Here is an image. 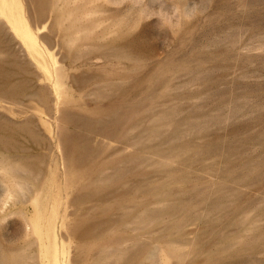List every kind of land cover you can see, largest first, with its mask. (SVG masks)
Masks as SVG:
<instances>
[{
    "label": "rangeland",
    "instance_id": "374dc122",
    "mask_svg": "<svg viewBox=\"0 0 264 264\" xmlns=\"http://www.w3.org/2000/svg\"><path fill=\"white\" fill-rule=\"evenodd\" d=\"M0 264H264V0H0Z\"/></svg>",
    "mask_w": 264,
    "mask_h": 264
},
{
    "label": "bare ground",
    "instance_id": "6f19581e",
    "mask_svg": "<svg viewBox=\"0 0 264 264\" xmlns=\"http://www.w3.org/2000/svg\"><path fill=\"white\" fill-rule=\"evenodd\" d=\"M33 41V40H32Z\"/></svg>",
    "mask_w": 264,
    "mask_h": 264
}]
</instances>
